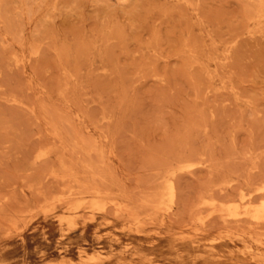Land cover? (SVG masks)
<instances>
[{
	"label": "rangeland",
	"instance_id": "1",
	"mask_svg": "<svg viewBox=\"0 0 264 264\" xmlns=\"http://www.w3.org/2000/svg\"><path fill=\"white\" fill-rule=\"evenodd\" d=\"M0 264H264V0H0Z\"/></svg>",
	"mask_w": 264,
	"mask_h": 264
}]
</instances>
